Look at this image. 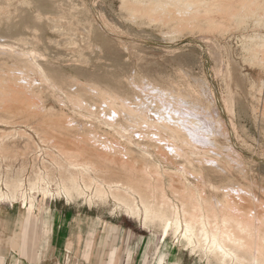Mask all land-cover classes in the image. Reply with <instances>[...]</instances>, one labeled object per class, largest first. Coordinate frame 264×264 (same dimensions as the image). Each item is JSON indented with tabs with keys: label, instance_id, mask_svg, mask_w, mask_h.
<instances>
[{
	"label": "rangeland",
	"instance_id": "rangeland-1",
	"mask_svg": "<svg viewBox=\"0 0 264 264\" xmlns=\"http://www.w3.org/2000/svg\"><path fill=\"white\" fill-rule=\"evenodd\" d=\"M228 1L231 7L219 2L206 20L184 0H0V188L22 181L29 189L44 179L54 193L34 192L33 205L0 202L25 210L22 256L38 250L40 264H84L74 249L51 244L54 216L62 211L114 230L116 239L103 250L107 264L113 251L112 264H218L197 241L126 215L104 186L128 177H114L119 166H135L155 185L148 161L175 208L181 202L174 189L186 186L202 212L211 207L220 216L231 199L264 222V0ZM188 16L195 19L184 22ZM178 111L197 155L187 148L181 150L188 156L176 153L154 127L158 115ZM197 115L209 119L211 132L194 131ZM80 164L105 172L90 171L87 195L100 183L106 200L90 205L56 195Z\"/></svg>",
	"mask_w": 264,
	"mask_h": 264
},
{
	"label": "bare ground",
	"instance_id": "bare-ground-1",
	"mask_svg": "<svg viewBox=\"0 0 264 264\" xmlns=\"http://www.w3.org/2000/svg\"><path fill=\"white\" fill-rule=\"evenodd\" d=\"M184 1L188 3L187 5L197 7L198 11H200L199 8H201L204 13L203 12H199V13H203L206 20L211 18L207 16L208 14H210L209 16H212L211 13L215 12L216 9H219L220 3L222 4L221 5L222 7L227 6L225 5V3L223 6L224 0L223 1L213 0V2H206L207 0L206 1L205 0H184ZM225 1H226V4H228L227 0ZM228 2H231V1L229 0ZM242 4H244V1ZM228 5H230V6H227L228 8L232 6L231 4H228ZM234 5L235 3L233 4V6ZM151 6H154V5H151ZM151 6L150 8H154ZM223 10L224 8L222 10H217V11L223 12ZM225 10L227 12L230 11V9H228L229 11L227 9ZM145 11H148L147 8L145 9ZM155 11L157 12V10ZM198 11H195V14L193 13V15H196ZM246 12H249V11H246ZM140 13H141V10H140ZM189 16L187 18H189ZM198 16L204 18L203 15L202 16L198 15ZM190 17H192V14ZM193 20L189 18V21L186 20L184 22L188 23ZM182 25H184V23ZM152 103L153 102H151V104ZM149 109H153V108L150 107ZM174 109L175 108H173L172 110ZM157 110L162 112V110L160 109H157ZM173 112L176 113L177 111L176 112L173 111ZM156 113L159 114L158 112ZM173 114L170 113L168 114L167 117L164 116V114L158 115L159 122L154 124L155 129L158 130L161 134H164L166 136V137H163V136H160V137L165 139L168 143H172V146L174 147V150L176 153H180L184 150V148H187L190 150V154L197 155V153L195 152L198 149L197 141H193L189 133L188 134L190 136L186 137V135L184 134L185 130L182 127L181 122L187 119L186 116H183L182 112L175 114L176 116ZM129 119L131 120V118ZM193 122H194V125H193L194 131L198 133H202L201 131L209 133L213 129L211 128L212 124L209 122V119H207L206 117H203L202 115H197L196 121H193ZM193 139L195 138L193 137ZM108 147L109 146H107V148ZM163 147L166 148L167 146H163ZM108 149H111V147ZM108 149L105 148V150H108ZM170 150H173V149H170ZM182 154L184 157L187 155L184 151L182 152ZM206 155L208 154L205 153L204 156L206 157ZM143 160L147 162V159L145 157H143ZM103 163L104 161H101V165H103ZM147 163H146V166H147L146 168H149L153 174L155 173L154 178L156 177V182H157L155 185H154L153 180H152L153 182H149V179L151 180V177L146 172L135 170V166L134 168H132L131 166L129 168L125 166H122V167L119 166V167H115L114 171L113 169L110 170V171H113L115 175L118 172L120 174L121 172H124V174L128 176L126 177V179H128L127 181H125L126 179L124 181L122 179L121 181L111 180V181H107L104 185V186L106 185L108 186V189H109L108 191L110 192L111 196L117 202L120 203V204L118 203L117 204L120 205L122 209H124V212L126 213V215H128L131 218L141 220V223L144 227H147L148 223L155 222V220H157L160 223V227L163 230L170 233L171 235L175 237L180 236L184 238L185 240H187L189 244H194L195 241H197V244H196L197 248H200L205 253H208L214 256L218 264H264V222H262L260 218H257V220H255L251 217L250 219L245 214L244 210H241L242 208L240 209L238 205H236L231 199L225 202L224 208L222 207L223 214L221 213L220 216H218L217 213H214L211 207H209L210 209L208 208L207 210L202 212V208L199 205V203L195 202L196 201L195 193H193V191H191V189H189L186 186H184L183 190L181 191H176V189L171 188L175 190L174 194L179 196V200L181 202V209L175 208L168 202L167 196L165 195V191L163 187L164 185L161 181L160 172L158 170V167L150 163L149 161ZM79 166L78 165L75 166V167H79L80 169V172L78 175L75 173L76 175H71L69 178H67L66 181H62L59 185H57L56 195L59 197L64 196L67 202H71L75 200L76 198H84L85 201L90 205L93 204L95 200H101V201L106 200L107 197L109 196V192L100 183L98 184L97 189L93 195H87V191L89 189L92 190L90 184L94 182V180L89 176L90 171L91 172L94 171V172L102 173V174H105V172H102V170L99 168L95 169L94 165H91V164H86V165L80 164ZM96 166L99 167V165H96ZM137 172L138 173L140 172L141 174L143 173L144 174L142 175L143 179H146V180L148 179V181L140 179L139 177L141 176L138 177L136 175ZM107 173L109 172L107 171ZM113 175L111 173L110 177L113 178ZM114 177L118 178L119 175H116ZM122 178L124 179L125 177L122 176ZM179 179H182V177H180ZM142 183H144L146 186L144 188L145 189L144 191L138 189L140 184L142 185ZM174 183L175 182H173L172 180L170 185L171 184L173 185ZM5 188H6V191L0 188V202H9L12 204L30 203L31 205H33L35 201H37L36 200L37 197L35 198L34 192L38 194H42L45 197H54V193L50 187V183H47V181H45L44 179H41V182H38V183L36 182L31 183L29 189L24 186L22 181H16L15 183H12V184L8 181H5ZM204 215L206 216V218H204ZM257 222L258 223L260 222V224L258 225ZM254 240H256L257 242ZM252 244H255V245H252Z\"/></svg>",
	"mask_w": 264,
	"mask_h": 264
},
{
	"label": "crops",
	"instance_id": "crops-1",
	"mask_svg": "<svg viewBox=\"0 0 264 264\" xmlns=\"http://www.w3.org/2000/svg\"><path fill=\"white\" fill-rule=\"evenodd\" d=\"M24 211L15 205L0 206V264H40L41 255L38 250L31 255L28 251L24 256L21 254L28 242L24 234V243L19 239L21 219L26 215ZM54 219L55 234L51 244L56 249L57 246L61 251L74 249L84 264H107L103 250L116 236L114 230L105 226V222L94 225L91 220H87L85 223L82 217L62 211L57 212ZM115 254L114 251L111 253L110 264L114 262Z\"/></svg>",
	"mask_w": 264,
	"mask_h": 264
}]
</instances>
